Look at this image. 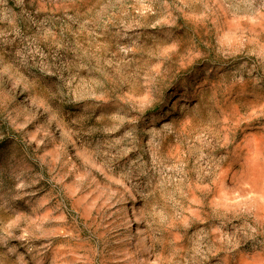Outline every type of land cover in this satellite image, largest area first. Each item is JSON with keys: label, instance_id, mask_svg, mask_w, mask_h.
<instances>
[{"label": "clouds", "instance_id": "obj_1", "mask_svg": "<svg viewBox=\"0 0 264 264\" xmlns=\"http://www.w3.org/2000/svg\"><path fill=\"white\" fill-rule=\"evenodd\" d=\"M0 264H264V0H0Z\"/></svg>", "mask_w": 264, "mask_h": 264}]
</instances>
